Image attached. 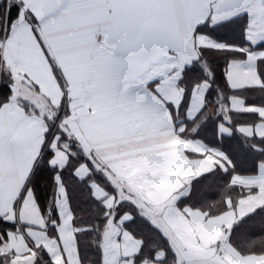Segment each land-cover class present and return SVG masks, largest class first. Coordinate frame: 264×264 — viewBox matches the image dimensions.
I'll use <instances>...</instances> for the list:
<instances>
[{
  "label": "snow or ice",
  "instance_id": "1",
  "mask_svg": "<svg viewBox=\"0 0 264 264\" xmlns=\"http://www.w3.org/2000/svg\"><path fill=\"white\" fill-rule=\"evenodd\" d=\"M0 264H264V0H0Z\"/></svg>",
  "mask_w": 264,
  "mask_h": 264
}]
</instances>
